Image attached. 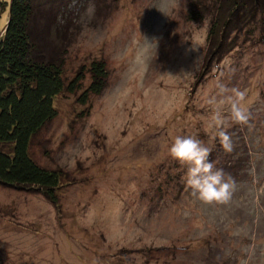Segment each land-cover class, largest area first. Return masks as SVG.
<instances>
[{
	"label": "rangeland",
	"instance_id": "1",
	"mask_svg": "<svg viewBox=\"0 0 264 264\" xmlns=\"http://www.w3.org/2000/svg\"><path fill=\"white\" fill-rule=\"evenodd\" d=\"M215 1L72 3L66 77L81 88L58 97L57 117L30 146L63 174L57 205L40 189L0 184V264H264V14L209 61ZM8 14L0 9V30ZM94 63L107 79L83 103ZM220 85L244 92L249 113L237 124L219 107L231 152L213 139L208 101L222 98ZM188 135L235 181L227 203L186 188V166L168 148Z\"/></svg>",
	"mask_w": 264,
	"mask_h": 264
},
{
	"label": "trees",
	"instance_id": "2",
	"mask_svg": "<svg viewBox=\"0 0 264 264\" xmlns=\"http://www.w3.org/2000/svg\"><path fill=\"white\" fill-rule=\"evenodd\" d=\"M75 1L0 0V9L9 10L7 28L0 30V184L40 189L56 205L63 174L40 166L30 146L33 137L57 117L58 97L81 88L77 78L67 82L66 77V57L73 40L70 10ZM211 7L216 14L208 42L218 51L212 52L209 61L222 51L224 41L231 45L232 32L239 33L264 14V0H216ZM190 11L198 18L201 6ZM202 13L203 19L207 12ZM91 72L94 80L79 97L83 103L91 94L101 93L107 79L101 63H94Z\"/></svg>",
	"mask_w": 264,
	"mask_h": 264
},
{
	"label": "clouds",
	"instance_id": "3",
	"mask_svg": "<svg viewBox=\"0 0 264 264\" xmlns=\"http://www.w3.org/2000/svg\"><path fill=\"white\" fill-rule=\"evenodd\" d=\"M221 99L211 98L208 103L215 106L216 112L212 127L216 129L213 139H218L225 152L233 150V143L226 128L230 126L228 120L221 117L219 107L227 104L231 122L246 124L249 120L248 111L242 107L245 93L232 90L231 95H224L228 89L220 85ZM212 149L193 135L176 136L168 148V155L182 166L186 172L182 177L187 189L204 204L227 203L235 190V181L223 169L215 168L209 156Z\"/></svg>",
	"mask_w": 264,
	"mask_h": 264
},
{
	"label": "water",
	"instance_id": "4",
	"mask_svg": "<svg viewBox=\"0 0 264 264\" xmlns=\"http://www.w3.org/2000/svg\"><path fill=\"white\" fill-rule=\"evenodd\" d=\"M11 2H12V0H11ZM7 28V24H6V26H5V28L4 29H6Z\"/></svg>",
	"mask_w": 264,
	"mask_h": 264
}]
</instances>
